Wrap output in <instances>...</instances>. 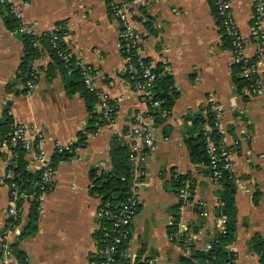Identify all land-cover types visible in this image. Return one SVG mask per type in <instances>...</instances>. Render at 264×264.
<instances>
[{
  "label": "crops",
  "instance_id": "0c3cea01",
  "mask_svg": "<svg viewBox=\"0 0 264 264\" xmlns=\"http://www.w3.org/2000/svg\"><path fill=\"white\" fill-rule=\"evenodd\" d=\"M18 2H27L22 10L23 22L33 26L36 35L53 32L59 26L65 30V49L94 70L95 86L116 105V112L110 125L98 127V133L85 137L84 144L76 146L68 160L54 166L53 189L37 212L36 233L20 240L30 205L18 203L20 225L11 243H17L26 264H90L99 241L94 213L102 202L91 193L93 182L89 175L93 170L110 171L113 136L129 145L133 105L139 97L126 75L121 28L107 0ZM129 2L144 59L152 68L160 65L171 75L179 96L161 122L153 121L158 145L141 166L139 206L131 223L125 258L130 262L156 258L157 264H178L179 257L190 256L188 248H182L167 234L173 222L172 208L178 202L177 194L170 190L175 176H185L191 187L189 204L181 213L176 210L178 224L188 230V246L205 251L215 234L220 233L221 217L215 216V208L221 186L211 181L205 165L191 162L185 144L193 134L191 117H206L208 97L212 96L220 107L219 135L230 151L236 185L235 238L228 246L234 256L232 264H261L260 255L250 248V243L256 238L264 243V91L252 96L246 87L238 90L234 85L232 55L213 0ZM231 8L247 42L246 56L258 57L264 72V40L253 34V0H231ZM7 16V9L0 4V135H7L20 124L44 131L43 149L51 157L54 142L78 143L89 114L78 94L67 95L58 72L48 76L51 59L46 52L33 62L40 75L35 89L26 93L25 81L17 77L23 46L16 31L5 24ZM140 110L148 111L143 107ZM95 112L99 113L96 104ZM5 115L10 122L2 126ZM206 126L205 123L199 130ZM16 148L21 149L0 148V180ZM23 159L27 171L36 172L34 155L23 151ZM199 203L206 206V217L198 212ZM9 206V188L0 186V232L9 223Z\"/></svg>",
  "mask_w": 264,
  "mask_h": 264
},
{
  "label": "built area",
  "instance_id": "2783aa9c",
  "mask_svg": "<svg viewBox=\"0 0 264 264\" xmlns=\"http://www.w3.org/2000/svg\"><path fill=\"white\" fill-rule=\"evenodd\" d=\"M213 1L222 34L229 43L233 65L240 67L239 76L247 83L246 88L249 94L252 96H260L264 91V72L260 70V61L258 57L252 59L245 54L247 42L240 34L235 23L231 8V0ZM0 4L5 6L8 14L16 21V27L20 33L36 34L33 26L26 25L23 22L22 10L28 6L27 2L0 0ZM129 6V0H111L110 3L111 13L121 28L119 33L121 42L120 48L122 49L127 63L126 71L131 75V79H134L135 76L141 79L140 82L136 81L135 84H130L132 91L139 96L133 105L130 131L128 134L130 140L128 145V162L130 163V174L132 177L130 181L131 191L123 204L113 207L100 205L95 211V220L99 227V231L102 230V233L97 248L91 257L90 264H116L114 258L117 246L119 243H127V240H129L131 223L137 215L139 206L137 188L141 185V178L143 176L141 166L147 160L148 155L157 149L158 145L154 136V118L148 111L142 112L140 108L143 107L148 110V102L149 107L158 108L160 103L159 101H152L151 88L154 81L152 66L144 64L143 46L139 35L132 25ZM252 27L255 37L263 41V0H253ZM60 30H62L61 26L57 27L53 32H59ZM62 35L58 37L52 34V46L62 41ZM58 56L63 62L68 64L72 55L64 49L63 51H58ZM76 65L80 68L81 80L85 90L94 94L99 114H101L103 119L107 122V126L110 125L113 122L111 112L116 105L109 100L105 93L98 90L95 86L94 70L80 60H77ZM69 72L70 71H68L67 74H69ZM39 75L40 70L32 66L29 80L25 82L27 94H30L35 89ZM111 103L114 105L111 106ZM208 108L213 118V128L219 133L221 111L219 105L213 101L212 96L208 97ZM168 114L169 113L166 111L162 112V116L164 117ZM205 130L210 131L211 129L207 127ZM97 133V130L92 133H87L84 129L81 131V134L85 137L94 136ZM44 137V131L22 124L14 126L7 135H0V148L20 147L24 152L32 153L37 168L35 171L39 172L38 192L24 194L23 192L17 191L15 183L9 182L13 174L9 169V163L6 165L7 173L5 177L0 180V186H7L9 188L10 206L6 210V215L8 219L12 221L0 232V264H20L15 257L11 243L12 236L15 235V231L20 225L18 202L23 201L28 205L36 203V211L38 212L46 196H48L53 189L55 167L51 161V157L43 149ZM206 151L210 161L209 168L212 172L210 179L213 183L218 184V179L223 171L232 174L233 162L230 157V151L225 147L222 140L213 143L209 139L206 141ZM61 153L72 154L73 144H62L59 141L54 142L52 155ZM182 184L183 186L179 189L177 194L179 203L177 211L179 213L183 212L189 204L191 192L188 181L184 180ZM217 204L219 205V202H217ZM198 210L202 217L207 216L206 206L203 203L198 204ZM225 220L224 216L219 220L221 226L220 232H223ZM105 222L109 224V228L102 229V223ZM177 226L178 228L174 237L169 236L171 240L182 236L186 231V228L181 223ZM123 254L125 256V252ZM232 262L229 264H232ZM129 264H157V259H139L133 262L129 261ZM262 264H264V262Z\"/></svg>",
  "mask_w": 264,
  "mask_h": 264
},
{
  "label": "trees",
  "instance_id": "16d2710c",
  "mask_svg": "<svg viewBox=\"0 0 264 264\" xmlns=\"http://www.w3.org/2000/svg\"><path fill=\"white\" fill-rule=\"evenodd\" d=\"M111 0H107L108 5ZM5 24L9 30H15L23 46V55L21 57L17 77L23 81L29 80V75L32 72L33 62L41 56L42 52H46L51 59V63L47 66V74L52 77L55 72H58L64 82V89L68 96L78 94L85 102V107L89 114L88 123L86 129L87 133H92L98 130V127L107 125V122L103 119L101 114L95 112L96 98L93 93H89L85 90L81 80L80 68L76 65L77 60L73 56L70 57L69 63L66 64L58 56V51L65 49L64 43L57 42L55 46L51 44L52 34L58 37L65 33V30L59 32L43 33L41 35H32L27 33H20L17 30L16 21L8 14L4 19ZM41 49H40V48ZM133 59V58H132ZM144 64L149 65V61L144 59ZM69 72V74H67ZM154 75V81L152 84V101H159L158 108L149 107L148 113L153 116L155 123L162 121V112L172 109L179 93L174 85L171 75L164 72L162 66L155 65L152 68ZM240 67H233V83L240 90L243 87H247V83L240 76ZM129 78L130 84L133 85L136 81H141L138 77L131 79L129 73L126 74ZM26 91V90H25ZM114 104L111 103V106ZM116 107L111 112V117L114 119ZM193 134L190 136L185 144L188 149V154L192 163L203 164L207 167L209 176H211V170L209 168V157L206 151V141L209 139L213 143L221 141L219 133L213 128V118L208 108L206 117L197 114L191 117ZM9 118L5 115L1 121L2 126L8 125ZM207 124L211 130H199V127ZM2 135V134H1ZM85 136L80 134L78 143L73 145V150L76 146L84 144ZM110 171L93 170L90 172V179L93 182V188L91 193L98 195L101 198V205H107L109 207L119 206L123 204L127 197L130 195V163L128 162V145L121 137L113 136L110 142ZM72 154L61 153L51 156V161L56 166L61 161H66ZM219 165V164H218ZM9 166L12 170L13 177L9 182H13L16 185L18 192L24 194H31L38 192L39 172H28L26 169V162L23 159V151L19 148L13 150V157L9 162ZM220 167V166H219ZM186 180L185 176H175L170 183V190L178 194L179 189L183 186V181ZM218 185L221 186V190L217 192V200L219 205L215 208V216L220 218L225 217V224L223 232H217L214 239L209 243V248L205 251L198 250L193 246H188L189 233L186 230L182 236L172 239L177 241L182 248H188L190 256H181L178 259V264H229L234 260L233 254L228 250V246L231 245L235 238L236 230V209L234 203V196L236 191V185L233 175L223 171L218 179ZM191 189V187H190ZM20 204V201L18 202ZM179 203L172 208L173 222L167 228V234L170 237H174L179 223V216L176 214V210ZM28 223L24 227L22 233L19 236V240L28 236H33L37 230V211L36 203L30 205ZM199 212V210H198ZM12 220H9V222ZM109 228L108 223H102V229ZM102 230L99 231L97 237L100 240ZM16 259L20 264L25 263V256L21 251L17 249V243L12 244ZM126 243H119L116 250L115 261L116 264H129V260L125 258L124 251ZM250 248L260 255L261 264L264 262V243L259 238L254 239L250 243Z\"/></svg>",
  "mask_w": 264,
  "mask_h": 264
},
{
  "label": "water",
  "instance_id": "95a60500",
  "mask_svg": "<svg viewBox=\"0 0 264 264\" xmlns=\"http://www.w3.org/2000/svg\"><path fill=\"white\" fill-rule=\"evenodd\" d=\"M129 187H131V184H130V186Z\"/></svg>",
  "mask_w": 264,
  "mask_h": 264
}]
</instances>
